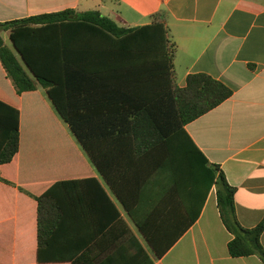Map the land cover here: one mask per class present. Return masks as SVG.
<instances>
[{
	"label": "trees",
	"instance_id": "trees-1",
	"mask_svg": "<svg viewBox=\"0 0 264 264\" xmlns=\"http://www.w3.org/2000/svg\"><path fill=\"white\" fill-rule=\"evenodd\" d=\"M167 23L164 11L147 26L129 28L99 11L67 9L0 24V181L8 183L1 167L18 157L17 185L38 202L39 262L61 259L43 255L62 222L59 195L76 192L89 176L109 200L39 87L125 206L126 196L151 194L158 204L169 194L172 204H184L193 223L215 187L221 219L234 235L229 254L256 255L264 262V220L252 229L240 225L236 189L185 130L233 90L206 74L190 75L185 87L178 86ZM3 32H9L12 47ZM143 235L157 257L169 250ZM132 239L138 261L144 255L151 264ZM88 244L76 243L69 256L73 264L89 256ZM105 252L112 258L122 250Z\"/></svg>",
	"mask_w": 264,
	"mask_h": 264
},
{
	"label": "crops",
	"instance_id": "crops-1",
	"mask_svg": "<svg viewBox=\"0 0 264 264\" xmlns=\"http://www.w3.org/2000/svg\"><path fill=\"white\" fill-rule=\"evenodd\" d=\"M67 9L99 11L129 28L151 24L159 11L168 14L178 86L185 87L190 75L206 74L233 90L229 99L185 130L236 189L240 225L258 226L264 220V0H0V24ZM8 35L2 33L6 44ZM38 91L109 200L89 176L83 177L76 192L59 195L62 222L43 255L61 259L41 263L38 202L17 185L16 157L1 167L8 183L0 181V264H73L69 256L80 241L89 242V256L80 264H148L144 255L138 261L133 237L151 264H264L256 255L234 258L229 254L234 235L221 219L215 187L204 205L199 204L193 223L184 204H172L169 194L164 197L166 203L158 204L152 203L151 194L126 196L125 206L55 113L45 89ZM145 233L152 235L157 247L169 250L157 257ZM175 234L182 235L168 245ZM261 243L264 247V233ZM108 248L122 252L109 258L111 251L103 253Z\"/></svg>",
	"mask_w": 264,
	"mask_h": 264
},
{
	"label": "rangeland",
	"instance_id": "rangeland-1",
	"mask_svg": "<svg viewBox=\"0 0 264 264\" xmlns=\"http://www.w3.org/2000/svg\"><path fill=\"white\" fill-rule=\"evenodd\" d=\"M5 39H6L7 44L12 47L9 35L7 37H5Z\"/></svg>",
	"mask_w": 264,
	"mask_h": 264
}]
</instances>
